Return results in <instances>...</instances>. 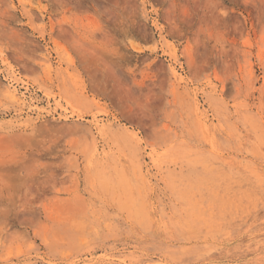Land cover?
<instances>
[{
  "label": "rangeland",
  "instance_id": "obj_1",
  "mask_svg": "<svg viewBox=\"0 0 264 264\" xmlns=\"http://www.w3.org/2000/svg\"><path fill=\"white\" fill-rule=\"evenodd\" d=\"M0 264H264V0H0Z\"/></svg>",
  "mask_w": 264,
  "mask_h": 264
}]
</instances>
